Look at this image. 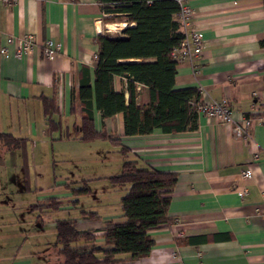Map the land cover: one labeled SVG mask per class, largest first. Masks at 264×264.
I'll return each instance as SVG.
<instances>
[{
  "label": "crops",
  "instance_id": "0c3cea01",
  "mask_svg": "<svg viewBox=\"0 0 264 264\" xmlns=\"http://www.w3.org/2000/svg\"><path fill=\"white\" fill-rule=\"evenodd\" d=\"M188 6L193 13L189 22L201 33L203 46L191 62L176 65L174 87L196 88L202 103L226 100L233 124L243 118L251 121L249 138H236L230 126L201 114L193 131L163 134L155 130L149 135L125 136L122 114L102 118L93 104L97 132L117 138L141 167L177 176L168 209L173 224L150 232L154 245L147 257L120 264H264L263 3L188 0ZM106 16L96 0L0 3V48L6 49L0 54V134L23 140L20 149H9L0 141V174L20 167L34 181L36 204L52 198L62 204L57 212L47 211L35 220L26 215L27 203L18 206L7 197L0 200V264H34L40 252L26 253L29 248L37 249L32 244L23 249V243H17L18 236L27 232L37 244L44 228L54 229L58 219L69 217L76 220L79 230L96 231L97 244L102 243L104 222L123 221L120 199L124 192L111 186L99 190L101 180L87 178L91 166L83 177L78 173L82 169L75 171L68 166L71 160L77 168L86 157L93 162L106 160L104 153L109 149L105 146L109 141H80L78 129L80 81L85 78L93 85L97 36L122 37V31L133 26L105 21ZM28 35L34 39L32 48L16 58L18 42ZM49 41L53 53L47 58L44 51ZM112 86L115 92L124 91L127 99L123 79L114 77ZM138 92L141 102L147 103V89L140 86ZM43 99L56 105L52 116L58 125L56 131L48 126ZM55 145H59L57 150ZM113 151L118 153L119 148ZM12 159L14 163H10ZM58 164L62 176L54 171ZM47 170L51 174L46 182ZM246 170L248 178L242 176ZM84 181L90 194L89 186L99 188L83 206L80 200L88 195L73 196L71 190L79 189ZM243 189L247 194L240 197L238 191ZM3 194L0 184V199ZM62 211H66L65 216H61ZM82 211L96 213L99 220H84ZM200 237L207 242H175Z\"/></svg>",
  "mask_w": 264,
  "mask_h": 264
},
{
  "label": "trees",
  "instance_id": "16d2710c",
  "mask_svg": "<svg viewBox=\"0 0 264 264\" xmlns=\"http://www.w3.org/2000/svg\"><path fill=\"white\" fill-rule=\"evenodd\" d=\"M106 16L105 21H124L128 26L122 37L99 35V51L95 57L94 79H82L79 86L81 119L78 125L80 141H109L119 148L121 171L107 180L111 187L124 192L120 199L123 221L104 222L102 243L97 244L96 231L79 230L76 220L62 218L55 221L56 264H120L147 257L154 245L150 232L171 227L168 216L170 197L177 182L173 173L141 167L131 158L127 148L117 138L97 132L93 124V104L102 118L122 114L125 136L149 135L155 130L163 134H178L197 128L198 106L202 97L196 88L175 89L177 61L172 52L179 47L184 34L176 16L180 6L176 0H96ZM264 8V0H262ZM264 46V40L260 42ZM114 77L125 82V91L115 92ZM148 91L147 103L139 99V87ZM44 115L51 131L58 130L52 120L56 105L43 99ZM73 109V106H72ZM0 141L9 149L23 147L22 139L0 134ZM83 188L72 189L73 196L90 194L86 181ZM62 206L56 199H46L32 206L43 213L58 211ZM88 221H98L94 212L82 211ZM179 243L207 242V238L176 239ZM123 257V258H122Z\"/></svg>",
  "mask_w": 264,
  "mask_h": 264
},
{
  "label": "rangeland",
  "instance_id": "374dc122",
  "mask_svg": "<svg viewBox=\"0 0 264 264\" xmlns=\"http://www.w3.org/2000/svg\"><path fill=\"white\" fill-rule=\"evenodd\" d=\"M100 144H102V143H100ZM105 146H108V148H109L107 150V153H104L106 160L97 159L98 161L94 160V162H93L90 159V157H86L85 162L78 164L77 168H75L74 162H71V160H70V164H68V166L72 170L76 171L77 169H82L81 171L78 170V173L79 174L81 173L82 177H83L86 169L91 166V169L88 172L89 176L87 178H89V179L95 178V179H97V181L101 180V182H102L100 184H97L101 189L96 185L89 186L93 192L91 194H89L86 197V199L80 200L82 202L81 205H83V206H84V203L87 199L91 200L95 197L97 188H99V190L110 188L109 182L104 178L111 177L113 175H118L121 171V161H122L121 156L117 152L113 151L115 147L112 144L105 143ZM0 147H1V145H0ZM54 147H55V150H57V147H59V145H55ZM63 147L66 148L65 146H63ZM13 160L14 159H12L10 163H14ZM58 165H55L54 171H55L56 175L62 176V174H60V170H62V168L60 167V165L59 166ZM7 169H8L7 172L6 173L4 172L3 176H2V174H0V184L2 187V191L4 192V194H3L4 197H2V199H0V200H5L6 199L5 197H7L9 202H13L18 206H20L24 203H27L28 212L26 215H28L29 218H34L36 220V218L38 217L40 212L36 209H32V204H31L33 202H34L33 205L36 204L37 191H36V187L33 185L34 181H32L30 175L28 176V173L21 171L20 167H19V169L18 168L17 169H11V170L9 168H7ZM72 170H70L68 172H75ZM68 172H67V174H68ZM45 174H46V176L44 177V179L47 182V179H49V175L51 174V171L47 170L45 172ZM84 177H86V176H84ZM94 183H96V181ZM5 185H8L9 187H5ZM78 188L79 189L83 188V185H78ZM62 213L63 214L61 216L66 215V211H62ZM54 229L53 228H44V230H43L44 234L41 238L38 239L37 244H34L36 238H33V237L30 238L29 233L27 234V232H26L27 235L24 234L22 236H18L20 238V240L17 243H20V244L23 243V249L28 248L29 244H32V247H34V245H35V248L37 249V250H34L32 248H29L27 250L28 252H26V253L31 255L32 253L40 252V254H37L38 256L36 255L37 258L34 261V264H54V262L56 263V261H58L54 255V252L56 251L55 247H54L56 245L55 236H52V232H53V234L55 232ZM0 233H1V231H0ZM44 256H47V258H45ZM29 259L33 260V258H29ZM59 260H60V258H59Z\"/></svg>",
  "mask_w": 264,
  "mask_h": 264
},
{
  "label": "built area",
  "instance_id": "2783aa9c",
  "mask_svg": "<svg viewBox=\"0 0 264 264\" xmlns=\"http://www.w3.org/2000/svg\"><path fill=\"white\" fill-rule=\"evenodd\" d=\"M14 0H0L1 4H10ZM180 6V11L176 16L177 22L184 34V39L180 43L179 47L172 52V57L177 61V64L185 61L191 62L194 58L198 57L201 53L203 41L201 33L196 28H193L189 22L192 17V11L188 6V0H176ZM11 42V40H9ZM34 44L33 36L28 35L18 42L15 49L14 56L21 58V56L29 51ZM51 42L46 43V50L44 51L45 57H50L52 52ZM6 49L0 48V54H5ZM200 92V91H199ZM201 94V92H200ZM198 114H201L207 118L215 119L218 122L230 126V131L234 137L243 140H248L249 131L251 127V121L243 118L239 123L233 124L232 110L226 100L221 101H210L202 103L198 106ZM245 178L250 177L248 170L242 173ZM247 194L246 190L238 191V195L243 197Z\"/></svg>",
  "mask_w": 264,
  "mask_h": 264
}]
</instances>
